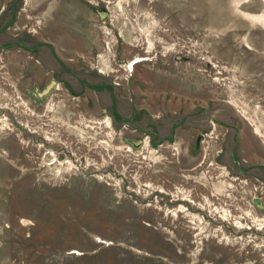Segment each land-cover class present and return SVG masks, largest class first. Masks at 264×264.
Listing matches in <instances>:
<instances>
[{
  "label": "rangeland",
  "instance_id": "1",
  "mask_svg": "<svg viewBox=\"0 0 264 264\" xmlns=\"http://www.w3.org/2000/svg\"><path fill=\"white\" fill-rule=\"evenodd\" d=\"M0 264H264V0H0Z\"/></svg>",
  "mask_w": 264,
  "mask_h": 264
}]
</instances>
